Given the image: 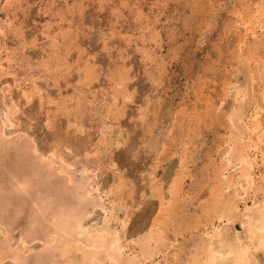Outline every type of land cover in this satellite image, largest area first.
<instances>
[{"label":"rangeland","instance_id":"rangeland-1","mask_svg":"<svg viewBox=\"0 0 264 264\" xmlns=\"http://www.w3.org/2000/svg\"><path fill=\"white\" fill-rule=\"evenodd\" d=\"M0 29V264H13L8 247H18L21 264H46L51 254L63 264L44 247V209L57 202L73 213L87 209L83 226L109 218L117 232L106 211L113 202L111 215L126 219V241L162 220V242L143 263L183 264L209 232L202 210L235 126L245 133L254 108L264 120V0H0ZM226 113H235L233 127ZM252 150L258 180L263 166ZM52 151L70 162L74 184H65L58 158L48 166ZM176 179L180 192L172 196ZM78 187L90 193L83 203L75 201ZM99 200L105 210L91 206ZM227 232L242 229L235 222ZM67 258L82 264L78 253Z\"/></svg>","mask_w":264,"mask_h":264},{"label":"bare ground","instance_id":"bare-ground-1","mask_svg":"<svg viewBox=\"0 0 264 264\" xmlns=\"http://www.w3.org/2000/svg\"><path fill=\"white\" fill-rule=\"evenodd\" d=\"M260 9H262V8H260ZM247 31H249V30H247ZM0 32H2L1 29H0ZM260 45H262L264 47L263 42H261ZM256 46H257V44H256ZM45 67H47V66H45ZM84 78H85V76H84ZM251 80H249V82L252 84ZM250 90H252V89H250ZM256 95H257V93H256ZM261 95H264V93ZM29 96L30 95H28L25 98L29 99L30 98ZM243 97H244V95H241V98H243ZM262 99L263 98H261V100ZM240 103H241V100H240ZM251 104H254V103H251ZM240 105H242V104H240ZM75 106H76V104H75ZM14 107L16 108L17 106L14 105ZM238 107H240V106H238ZM255 107H257V106H255ZM71 110L73 111L72 108H71ZM239 110L241 111L242 109L240 108ZM246 111H247V109H246ZM243 112H245V110ZM69 113H70V111H69ZM239 113L237 112L236 114L238 115ZM10 114H11V112H9V109H7L5 111L4 118L6 120L7 125H9L10 127H13L14 126L13 119H12V116H10ZM70 114H72V113H70ZM230 115L231 116H229L227 114V116H229V120L227 119V121H228L227 123H229L231 125V127H233L235 124V117H234L235 113H234V115H232V113ZM240 116H241V114H240ZM240 116L238 115L236 117L238 122H243L245 119L248 121V122H244L245 123V126H244L245 127V131H244L245 133H243V132L240 133V131L238 132L237 131L238 129L236 128L237 125L235 126V128H234L235 134L234 135L232 134L233 135L232 138H230V140H228L229 141V148H228V153L226 155L223 167H221L222 166L221 165L220 166L221 168L220 167L217 168V170L215 171V174H214L215 175L214 179L216 180V183L214 184L215 186H213L212 188L210 187L211 188L209 191L210 202L207 206L203 205L205 208H203L202 214L206 215L205 221L207 222V225L209 226L208 227L209 232L206 230V232L204 231L203 233H201V235H198V239L194 243L195 249L193 248L194 250L192 249L193 250V251L191 250L192 252H189L190 250L188 251V255H187L186 259L184 260L183 264H257L258 262L256 261L257 262L256 263L255 260H256V255H258V254L261 255V256L258 255L260 258L262 257L261 260L264 259V152H263V149L261 148V147H264V127L262 125V123L264 124V120H262L263 122H261L262 115L260 117V113L257 111L256 108H254V110H253V112L249 118L245 117V119H244L243 118L244 116L243 117L242 116L240 117ZM74 122H75L74 124L78 123V122L76 123L75 120H74ZM3 124L5 126V123H3ZM243 125H241V126H243ZM79 126H81V128H82L81 124ZM239 129H242V128L239 127ZM77 130H78V127H77V129H75V131H77ZM72 131H74V130H72ZM2 134L3 133L1 132L0 138H1V136L4 135V134L3 135ZM100 140L103 141V139H100ZM102 141H100V142H102ZM216 142H217V140H216ZM1 146H3V145H1ZM57 146L58 147L60 146L59 143H57ZM64 147H65V145H64ZM70 148H72V147H70ZM70 148L68 149V151L65 150L66 153L72 152V150ZM250 149L251 150L253 149L252 151H254L255 155L260 154V156H259L260 161H261L260 164H262L263 168L257 177L258 180L254 179V176H253L254 174L252 171L254 169L253 166L257 165L256 156L254 155L255 157L251 158L250 155H248V151ZM52 150H54V149H52ZM56 152L57 151H52L50 153L49 158H46L47 164H48V166H50L52 164L51 161L53 159L55 160L56 158H58L60 163H61V166H62L61 168L64 169L63 166H65V168L67 167V169H68V170L64 169L66 171L63 170L65 173L62 172V170L61 171L59 170V173L62 172L63 175L65 174V176H66L65 184L67 186L71 185L73 183L72 175L70 173H67V171H69V167L71 166V164H70V162H66L65 159L61 155H59L60 153L57 154ZM83 154H84V152L82 153V156H83ZM86 154H87V152H86ZM89 154H91V153H89ZM51 158H52V160H49ZM76 158H78V157H76ZM82 160H85V159H82ZM231 165L233 166L232 167L233 172L228 173L227 175H224L227 168ZM230 169H231V167H230ZM212 172L214 173V171H212ZM177 179L172 180L168 189H167L168 193L172 196L178 195L180 192V185H179ZM122 186H123V184L120 186L119 185L116 186L115 190L121 191L123 188ZM20 188H22V187H20ZM67 190H68V188H63L62 192L65 193ZM85 190L86 189L83 190L80 187L77 188V190H76L77 194L75 197V201H77L79 203H83L84 199L90 195V193L88 191H85ZM164 190H165V188H164ZM22 191L23 192L26 191L24 186H23ZM101 192H102V194L109 195V194H112L113 190H109V191H103L102 190ZM159 194H160V192H159ZM249 198L252 201L251 202L252 204L250 206H248L245 202ZM38 200H40V199H38ZM159 200H160V206H162V208H164L166 210L167 207L162 202V195L161 194L159 195ZM164 201H165V199H164ZM241 202L243 203V207L240 209L239 204ZM100 205H101L100 200L96 201L95 204H91V206L93 208L97 207V206H99V208H101L103 206V205H101V206ZM38 207L39 206L36 205L37 209H39ZM93 208H92V210H93ZM113 208H114V205L112 202L110 210H106V211H107V214L110 215L109 216L110 218H112L113 220L118 222L119 227H120V231H117V232L114 230H113L114 232L111 231L112 229L110 230V226L108 227V225H110V224L107 223V220H111L109 218L106 219L104 224L101 225L102 227L93 228L91 226H83L84 224L82 225V221H84L85 218L90 217L87 209L81 208V211L73 213V211H71V209L69 210V208L62 202H57V205L52 203L49 206V208L46 207L44 209L46 211V213L49 212V215L46 216L47 218L45 220H43L46 223L48 222L47 223L48 227L44 224L46 226L45 235H44V247L45 248L51 247V249H53V251H57L59 256H60L59 258H61V260H63V262H62L63 264H66V263L69 264L67 257H69L73 253H78V256H80L79 262H81L82 264H144V263H146L145 261L147 259H150L153 256V254L157 248V245L159 244L158 243L159 240L162 242V239H161L162 237L160 238L158 236V234H156V233L159 232V228H160L159 225H162V223H164V222H162V220L159 221V220L155 219L153 222L151 221L152 224L149 225L150 226L149 229H146L147 232L144 235H141V236H138L137 238L126 241L124 239V231L126 230V221H125L126 219H124V220L118 219L117 217H114L113 215H111ZM102 209H104V208L102 207ZM158 213H159V211H158ZM104 215H106L105 212H104ZM161 215H162V212H161ZM163 215H162V217H163ZM43 216H45V215H43ZM166 216H164V217H166ZM159 218H161V216ZM164 219H166V218H164ZM217 222L222 224L223 227L222 226L219 227L218 225H216L215 223H217ZM235 222L239 223V225L242 229V232L241 233H235V235L232 233L234 236L230 237L229 234L231 232L230 233L227 232V229H229L230 226H233V224ZM2 223H4V222H2ZM32 223H33V221H32ZM2 225L5 226L6 223H4ZM32 230L33 229L30 227L28 229V232H32ZM4 231L5 232L7 231L6 228ZM1 244L2 243L0 242V251H1ZM23 244H24V241H22V246H24ZM125 247H127V248L130 247L127 251H130L129 253H131V257L130 256L126 257V258L124 257L125 254L123 251H124ZM135 248H137L136 251H135ZM7 250L8 251H12V250L14 251L13 252L14 253L13 259L11 260V261H13V264H21L20 258L17 255L18 247L17 248L8 247ZM4 252L5 251L3 249V252L0 253V261L3 259ZM51 255L44 257L43 261L46 262V264H58L59 261L54 260L55 258L51 257ZM250 256H254V260L251 259Z\"/></svg>","mask_w":264,"mask_h":264},{"label":"snow or ice","instance_id":"snow-or-ice-1","mask_svg":"<svg viewBox=\"0 0 264 264\" xmlns=\"http://www.w3.org/2000/svg\"><path fill=\"white\" fill-rule=\"evenodd\" d=\"M261 264H264V261H261Z\"/></svg>","mask_w":264,"mask_h":264}]
</instances>
